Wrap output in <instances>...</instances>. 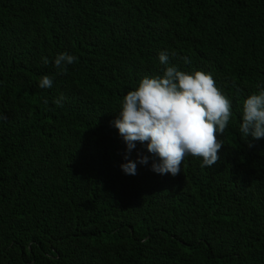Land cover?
I'll return each instance as SVG.
<instances>
[{"label": "trees", "instance_id": "obj_1", "mask_svg": "<svg viewBox=\"0 0 264 264\" xmlns=\"http://www.w3.org/2000/svg\"><path fill=\"white\" fill-rule=\"evenodd\" d=\"M161 51L231 101L211 168L158 174L111 124ZM262 87L264 0H0V264H264V138L239 131Z\"/></svg>", "mask_w": 264, "mask_h": 264}, {"label": "clouds", "instance_id": "obj_2", "mask_svg": "<svg viewBox=\"0 0 264 264\" xmlns=\"http://www.w3.org/2000/svg\"><path fill=\"white\" fill-rule=\"evenodd\" d=\"M186 62L188 59L182 57ZM164 65L160 76H144L134 90L123 96L118 115L111 121L130 152L139 142L158 159L152 163V171L176 176L186 156L199 157L202 166L211 168L219 162V150L223 135L232 116L229 98L217 87L210 73L202 70L186 72L177 66H169L166 51L158 54ZM77 61V57L65 52L53 59L54 66L61 74L66 73V65ZM43 63H49L43 58ZM42 89L53 86V78L43 75L38 81ZM65 98L61 95L54 100L62 107ZM47 102V101H45ZM7 117L0 113V120ZM239 131L249 147L253 140L264 138V87L258 93L250 94L243 101L242 122ZM120 168L125 174H136V163L125 157ZM140 164H147L148 157L140 155Z\"/></svg>", "mask_w": 264, "mask_h": 264}]
</instances>
